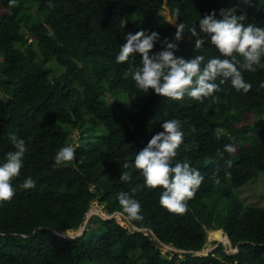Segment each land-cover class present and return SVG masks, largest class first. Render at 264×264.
Segmentation results:
<instances>
[{"label":"trees","instance_id":"1","mask_svg":"<svg viewBox=\"0 0 264 264\" xmlns=\"http://www.w3.org/2000/svg\"><path fill=\"white\" fill-rule=\"evenodd\" d=\"M234 7L245 25L264 28V0H251V6L243 0H16L15 6L0 0V165L14 151L9 134L27 148L13 181L16 194L0 203V264H264V205L239 196L246 183L264 182V69L243 73L248 93L228 81L215 99L176 102L125 78L129 66H142L139 54L128 63L116 61L129 33L157 32L154 54L184 23L175 55H203L206 63L219 53L200 32L199 20L213 11L219 19L221 9ZM125 16L134 19L124 22ZM193 24L199 37L188 31ZM197 38L205 41L199 50ZM168 119L183 122L184 142L173 164L187 160L204 177L185 215L164 209L162 189L145 187L139 171L130 169L131 182L120 180L128 171L123 164L134 162ZM228 144L235 152L220 159L217 151ZM67 146L75 148V160L56 164L57 151ZM226 160L232 161L230 178ZM29 177L36 185L23 189ZM121 192L139 201L144 220H125L140 230L94 214L77 237L53 231L82 225L93 199L107 213L122 212ZM206 228L218 229L237 251L218 242L196 254L208 239L218 241ZM154 235L184 251L163 254Z\"/></svg>","mask_w":264,"mask_h":264},{"label":"clouds","instance_id":"2","mask_svg":"<svg viewBox=\"0 0 264 264\" xmlns=\"http://www.w3.org/2000/svg\"><path fill=\"white\" fill-rule=\"evenodd\" d=\"M251 6V0H243ZM16 0H10V5L15 6ZM49 7H54L49 3ZM237 9H221L219 19L215 11L204 15L199 20V30L210 37V43L218 51L219 56L208 59L206 63L203 55H195L194 58L185 59L175 55L177 43L184 34V23L176 25V33L172 42L167 38L161 41V51L152 53L159 34L155 31L150 34L146 31L129 33L126 42L120 47L116 56L117 63H128L137 54L141 57V67L129 66L124 73L135 82L136 87L147 93L151 89L155 94L171 101H182L190 98L203 103L205 99H215V94L221 91V85L230 81L231 86L237 91L248 93L251 84L244 79V72L253 73L257 69H264V28L252 23L245 25V15L237 16ZM180 16V10H175L176 20ZM173 24L175 22L169 21ZM191 35L199 37L196 25L188 30ZM202 38L195 41V49L199 50L204 44ZM241 58V59H238ZM219 80V83L217 81ZM264 86V85H262ZM182 121L168 119L161 124L163 131L153 135L147 145L140 150L134 162H125L120 175L123 182H131L132 171H139L144 179V186L149 189H162L159 203L169 213L185 215L188 211V201L194 198L200 188L204 177L198 169L193 168L187 160L183 162L173 161L177 156V150L184 142ZM14 151L7 154L6 162L0 165V203H10L16 194L13 181L20 176L25 153L27 151L25 140L18 138L14 133L9 134ZM233 145L224 146L223 151L218 150L217 155L223 159L224 153H234ZM75 148L67 146L60 148L55 155V163L58 165L71 164L75 160ZM225 177L230 178L232 161H225ZM215 183L221 181L214 176ZM36 181L31 177L26 178L20 185L23 189H33ZM140 188L137 185L132 189L134 194ZM122 207L120 215L129 222L143 221L141 205L126 192L118 196ZM125 220V221H126ZM173 248V247H172ZM181 252V251H179Z\"/></svg>","mask_w":264,"mask_h":264},{"label":"rangeland","instance_id":"3","mask_svg":"<svg viewBox=\"0 0 264 264\" xmlns=\"http://www.w3.org/2000/svg\"><path fill=\"white\" fill-rule=\"evenodd\" d=\"M133 19H134V17L133 18H129V17L125 16L123 21L124 22L125 21L130 22ZM77 134H78V131L77 130H73V132L71 133V138L75 140L76 137H78ZM239 196L241 197V199H243V201H245L248 204L264 205V182L255 180V181L246 183L242 188H239ZM89 208H90V211H92V215L101 214V215L105 216V215L108 214L107 211L105 210V208L102 206V204L99 203L98 199L91 200ZM119 216L116 217L114 215L113 218L119 224H121L123 226L131 227L132 230L133 229L137 230L134 227L129 226L128 223L125 221V218L122 215H119ZM120 218H121V220H120ZM91 226H93V225H91ZM206 230H207L208 237H211V238L214 237V238H216L218 240L221 239L223 241L224 245L226 246V250L228 252L233 251L232 250L233 247L231 246L230 241L225 239V235L224 234H222V233L220 234V232L217 233V232L214 231L216 229H212V228H206ZM76 231H77L76 228H72V229L66 230L65 232L67 234L72 235V234H76ZM216 231H218V229ZM213 232H215V234H213ZM143 233L146 234L147 231L144 230ZM150 239H152L153 241L156 240L154 236H151ZM156 245L158 246V248L161 250V252L163 254H166V255H169V256H171V254L173 252L177 251V250L173 249L170 245L164 244V243H160L157 240H156ZM214 246H215V244H213L208 239L206 241V244H205L204 248H212Z\"/></svg>","mask_w":264,"mask_h":264},{"label":"water","instance_id":"4","mask_svg":"<svg viewBox=\"0 0 264 264\" xmlns=\"http://www.w3.org/2000/svg\"><path fill=\"white\" fill-rule=\"evenodd\" d=\"M91 214H92V211H90V209H89V210L86 212V217H85V219H84L82 225H80L78 228H76V230H77V231H76V234H72V235H70V234H67L66 232H59V231H57V230H55V229H53V231H54L56 234L61 235V236L77 237V236H79V235L82 234V232H83V230H84V227H85V224L87 223L88 218L91 216ZM113 215H114V212H113V213H109L108 215H105V216L99 214L100 217H102V218H107V219H108V218H112ZM131 226L134 227V228L137 229V230H140V229L137 228L135 225H131ZM216 230H217V229H216ZM216 230H214V231H216ZM146 231H148V230L146 229ZM151 232H152V231H151ZM154 237H155V239H157L155 235H154ZM225 239H227V240L229 241V239H228V237H227L226 235H225ZM218 242H223V241H222L221 239H219V240L217 241V243L215 244V246L218 244ZM160 243H162V242H160ZM215 246H214V247H215ZM214 247H212V248H204V249H201V250L196 251L195 253H196V254H207L208 252H210L211 250H213ZM173 249H175V250H177V251H181V252L184 251L183 249H177V248H173ZM232 250H233V252H236V251H237L236 248H232ZM201 252H203V253H201Z\"/></svg>","mask_w":264,"mask_h":264},{"label":"bare ground","instance_id":"5","mask_svg":"<svg viewBox=\"0 0 264 264\" xmlns=\"http://www.w3.org/2000/svg\"><path fill=\"white\" fill-rule=\"evenodd\" d=\"M114 215H115L116 217H118L120 214H119V212H115ZM114 215H113V216H114ZM119 217H120V216H119ZM122 218H123V217H122ZM120 220H121V218H120ZM122 220H123V219H122ZM201 253H203V252H201Z\"/></svg>","mask_w":264,"mask_h":264},{"label":"crops","instance_id":"6","mask_svg":"<svg viewBox=\"0 0 264 264\" xmlns=\"http://www.w3.org/2000/svg\"><path fill=\"white\" fill-rule=\"evenodd\" d=\"M89 207H90V206H89ZM89 209H90V208H89ZM89 209H88V210H89ZM88 210H87V211H88ZM115 212H119V211H115ZM115 212H114V213H115ZM119 213H121V212H119ZM108 214H109V213H108ZM108 214H107V215H108ZM91 215H92V214H91ZM123 217H124V216H123ZM67 230H68V229H67ZM65 231H66V230H65ZM65 231H64V232H65ZM164 244H165V243H164Z\"/></svg>","mask_w":264,"mask_h":264}]
</instances>
